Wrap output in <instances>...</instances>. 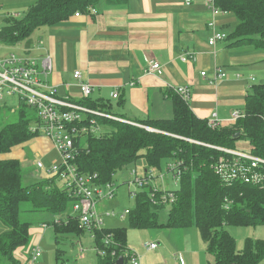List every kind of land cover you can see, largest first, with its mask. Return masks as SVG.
Segmentation results:
<instances>
[{"label":"trees","instance_id":"trees-1","mask_svg":"<svg viewBox=\"0 0 264 264\" xmlns=\"http://www.w3.org/2000/svg\"><path fill=\"white\" fill-rule=\"evenodd\" d=\"M111 6L127 0H37L18 17L8 16L0 27V43L14 46L42 26H53L75 15L91 14L100 2ZM214 6L236 17L237 24L226 37L229 46L251 45L264 50V0H213ZM244 98V117L233 123L208 125V119L198 117L187 99L172 89L166 91L171 100L173 116L167 119L129 120L110 110V102L80 98L71 100L93 111L77 127H91L94 120L103 133L82 132L73 137L74 164L80 173L97 174V183L112 182L117 171L144 158L149 168H160L161 161L173 159L180 174L178 187L164 191L151 185L129 192L135 200L129 209L128 222L134 228H187L195 225L214 264H259L264 259V240L247 238L242 250H237L234 237L224 225L264 226V186L234 183L224 184L215 174L213 165L224 153L218 147L235 149L243 138L250 143V152L264 159V83L251 86ZM7 99L0 101V220L6 230L0 233V264H19L14 251L31 241L29 221L21 219V205H29V212L40 213L38 221L50 225L55 237H79L87 228L72 212L73 198L54 176L22 183L20 160L7 157L14 148L23 146L41 133L40 121L34 111L18 100L17 118L2 124L1 112ZM129 120V121H128ZM34 122V125L31 123ZM150 128L152 130H148ZM264 172V166H262ZM57 181V182H56ZM168 192L174 200H164ZM153 194V195H151ZM168 198V197H166ZM227 205V208L225 207ZM167 208L166 221L159 222V214ZM49 216L52 217L48 221ZM59 218V223H56ZM97 254V264H128L131 250L127 245L125 227H103L88 230ZM110 235V236H109ZM57 241V240H56ZM57 260L60 251L57 250ZM127 252V253H126Z\"/></svg>","mask_w":264,"mask_h":264},{"label":"crops","instance_id":"crops-1","mask_svg":"<svg viewBox=\"0 0 264 264\" xmlns=\"http://www.w3.org/2000/svg\"><path fill=\"white\" fill-rule=\"evenodd\" d=\"M36 1L0 0V27L6 17L23 15ZM208 1L127 0L118 6L102 1L94 14L74 15L65 22L39 27L14 46L0 43V55L16 52L37 60L49 57L52 70L41 77L56 88L60 98L69 101L82 98L73 77L79 71L81 82L92 87L89 98L110 102L112 113L124 120L171 118L173 107L166 91L186 87L187 102L198 117L209 119L216 114L226 125L232 123V111L244 106L252 83H264V50L251 45L229 46L227 38L210 46L208 40L214 31L228 36L237 21L232 13L212 11ZM154 61L160 64V73L145 72ZM216 69L224 75L216 77ZM113 92L118 93L115 99ZM35 139L42 149L35 154L43 159L44 153L54 149L53 143L47 136ZM48 227L36 224L29 229V245L14 251L19 264L29 263L23 251L40 244ZM180 229L161 228L166 236L163 239L161 235L162 247L146 250L162 261L140 264H214L204 241L191 246L185 240L172 239L173 234H182L176 231ZM203 255L207 263H202ZM170 259L173 263H168Z\"/></svg>","mask_w":264,"mask_h":264},{"label":"built area","instance_id":"built-area-1","mask_svg":"<svg viewBox=\"0 0 264 264\" xmlns=\"http://www.w3.org/2000/svg\"><path fill=\"white\" fill-rule=\"evenodd\" d=\"M192 0H186V4H190ZM208 6L212 11L216 12L218 9L214 6L213 0L208 1ZM91 13H96L95 8H91ZM76 16L80 13L76 12ZM18 17L15 14L11 15ZM214 22L210 21L209 26L213 27ZM226 33L221 31H214L208 40L210 46L215 45L217 41L225 40ZM52 70V63L49 57H44L37 60L33 57L23 56L15 53L8 55H0V101L9 97H16L22 100L28 107L34 109L40 125L32 127L33 131L38 130L41 134L49 137L53 143L54 149L58 152L61 162L48 165L46 171L50 175L56 177L58 181L63 183L73 198L72 212L80 221V224L87 228V230L101 229L104 226L103 216H113L124 218L129 213V209H124L122 212L116 213L113 210L100 211L98 204L109 199L114 194V189L111 183L98 184L97 174H83L77 169L74 164V154L76 149L74 147L73 137L82 132H97L99 126L94 120L90 121L91 127L87 126L77 127L72 125L75 121H82L87 113H103L93 111L83 105L69 101L68 99L60 98L57 95V90L54 86L48 85L41 77H46L47 73ZM147 73H160V64L156 61L151 62L149 67L145 70ZM205 75V72H201ZM216 77H221L224 74L221 70H215ZM73 77L78 80V86L82 94V98H88L92 92V87L84 82H81V74L75 71ZM175 92L181 94L185 99L188 98V89L186 87H179ZM112 98H117L118 93L113 92ZM244 117L242 109L233 110L229 118V122H234L237 119ZM208 125L212 128L222 125L221 121L217 120L216 114H213L208 119ZM148 130H152L147 128ZM218 150L224 154L221 155L213 165L215 174L221 181L230 186L234 183L257 184L264 186V159L253 155L250 151L243 152L237 149H230L225 147H218ZM36 157L31 160L32 165L36 169H44L45 163L40 155L35 154ZM177 162L168 165L167 170L171 171L178 184ZM131 180L129 182L136 184L139 188L151 185L155 189L159 188L154 179L151 170L145 169L144 173L137 174L136 170L130 171ZM163 179V176H160ZM164 191H169L162 189ZM153 195V194H151ZM168 197V198H166ZM169 202L174 200V195L168 192L163 197ZM227 208V205H225ZM59 218L55 222L59 223ZM143 246L146 249L153 250L157 245L150 241H144ZM31 262L35 261L41 254L38 247L32 246ZM79 249L80 245H79ZM79 250V251H80ZM130 258L128 264H140V259L137 254L130 251ZM32 264V263H31Z\"/></svg>","mask_w":264,"mask_h":264},{"label":"rangeland","instance_id":"rangeland-1","mask_svg":"<svg viewBox=\"0 0 264 264\" xmlns=\"http://www.w3.org/2000/svg\"><path fill=\"white\" fill-rule=\"evenodd\" d=\"M228 29V28H227ZM226 29V30H227ZM230 28L227 30L229 31ZM17 54L16 52H14ZM259 83L258 80L254 81L252 84ZM82 95V94H81ZM79 98V97H78ZM7 106L3 108L1 112L2 124L8 123L10 120L17 118L18 114V100L16 97L6 98ZM115 108L118 109L119 106L114 102ZM27 111L34 114V109L26 107ZM34 125V122L31 123ZM104 130V129H103ZM103 130L101 128L97 133H101ZM103 133V132H102ZM45 136V135H41ZM37 139L32 140L29 144L25 146H20L14 148L10 153L6 154L7 157H18L20 158V163L22 166V183L23 185L31 184L35 181L50 178L52 175L47 173L46 169L48 165L53 163H60L61 158L55 149H50L43 155V163H45L44 169H36L31 160L36 157L35 151L40 150L37 146ZM251 146L248 140L239 139L236 142L235 149L243 152H249ZM41 155V154H40ZM173 159H165L161 161L160 168L153 167L149 168L144 158H139L135 163L125 167L124 169L117 171L112 177V188L114 189V194L111 198L106 199L98 204V209L100 211H110L113 210L116 213L122 212L124 209H131L134 206V197L129 193L132 191L139 190L136 184L129 182L131 180L130 171L136 170L137 174L144 173L145 169L151 170L155 176V183L159 188L166 190L177 189L178 184L171 171H168V165L173 163ZM163 176V179H160ZM60 187L63 183L58 182ZM29 205H21V219L23 221H29L33 225L40 224L38 222L41 219L40 213L29 212ZM167 208L162 209L159 214V222L164 223L166 221ZM51 217V216H49ZM103 224L105 227H125L127 229V245L129 249L137 254L140 259V263H160L162 259L155 258L153 253L146 250L142 243L144 241H150L155 243L159 248L162 247L160 243L161 235L166 238L165 234H161V228H134L129 225L128 215L124 218H118L113 216H103ZM45 226V225H44ZM48 226V225H47ZM46 226V227H47ZM33 227V226H32ZM224 229L227 230L235 239L237 250H242L244 247L245 240L247 238L251 239H262L264 240V226H233L224 225ZM6 230V226L0 220V233ZM169 230V229H166ZM171 230V229H170ZM182 234H173L172 239L175 241L185 240L191 246L203 245V240L199 234L198 229L195 225L187 228H181ZM177 235V236H175ZM57 240V241H56ZM168 241V240H167ZM77 242V243H76ZM79 245L81 250L79 249ZM40 251V256L33 262H31V249L24 250L23 254L29 256V263L24 261V264H97V254L92 243V235L87 230L83 235L79 237H74L67 235L64 238L55 237L51 227L46 228V234L43 235L40 244L37 246ZM31 248V247H30ZM171 248H175L171 245ZM57 250L60 251V259L57 260ZM80 250V251H79ZM211 257V258H210ZM205 262V255H203ZM210 260L214 261L212 255L209 256ZM173 259H170L168 263H173ZM176 263V262H175ZM264 264V259L259 263Z\"/></svg>","mask_w":264,"mask_h":264},{"label":"water","instance_id":"water-1","mask_svg":"<svg viewBox=\"0 0 264 264\" xmlns=\"http://www.w3.org/2000/svg\"><path fill=\"white\" fill-rule=\"evenodd\" d=\"M117 263L118 264H121L122 263V258L121 257L118 258Z\"/></svg>","mask_w":264,"mask_h":264},{"label":"bare ground","instance_id":"bare-ground-1","mask_svg":"<svg viewBox=\"0 0 264 264\" xmlns=\"http://www.w3.org/2000/svg\"><path fill=\"white\" fill-rule=\"evenodd\" d=\"M152 168V167H151ZM57 182V181H56ZM110 236V235H109ZM127 253V252H126Z\"/></svg>","mask_w":264,"mask_h":264}]
</instances>
